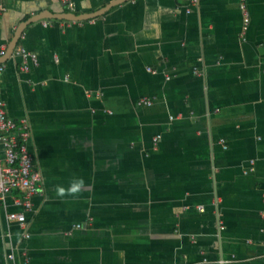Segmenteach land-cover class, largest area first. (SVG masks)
Wrapping results in <instances>:
<instances>
[{
	"label": "crops",
	"instance_id": "0c3cea01",
	"mask_svg": "<svg viewBox=\"0 0 264 264\" xmlns=\"http://www.w3.org/2000/svg\"><path fill=\"white\" fill-rule=\"evenodd\" d=\"M72 2L0 0V91L42 174L29 239L0 197V264H264V0Z\"/></svg>",
	"mask_w": 264,
	"mask_h": 264
},
{
	"label": "built area",
	"instance_id": "2783aa9c",
	"mask_svg": "<svg viewBox=\"0 0 264 264\" xmlns=\"http://www.w3.org/2000/svg\"><path fill=\"white\" fill-rule=\"evenodd\" d=\"M62 4L70 11L75 9L72 0H60ZM242 8L246 9V4H242ZM249 17H245L244 29H247ZM2 55L6 53L5 49L0 52ZM14 55L20 56L24 59L22 70L28 71L30 68L29 62L38 64L39 58L36 53L28 50L25 47L15 49ZM6 65L0 63V77L5 71ZM156 72L154 69H149ZM197 72V71H196ZM140 104L151 105L152 101L149 99H141ZM160 136L155 137L158 141ZM31 139L30 125L27 120L22 119L16 121L10 117L6 110V102L0 91V144L3 146L5 152V159L0 165V197L5 199L8 195L14 196V204L20 207L21 210L10 211L7 216L8 219L17 223L24 229L23 237L29 239L30 233L26 231L27 218L26 212L34 208L33 199L40 192V183L42 182V174L35 166L34 156L30 149L29 143ZM252 166L245 170L246 173L254 170V162L251 161ZM224 228L221 223L220 226ZM8 260L12 264H30L31 258L25 251L19 253L18 249H13L8 254Z\"/></svg>",
	"mask_w": 264,
	"mask_h": 264
},
{
	"label": "clouds",
	"instance_id": "9594fccd",
	"mask_svg": "<svg viewBox=\"0 0 264 264\" xmlns=\"http://www.w3.org/2000/svg\"><path fill=\"white\" fill-rule=\"evenodd\" d=\"M85 187V181L82 177H73L67 187L57 185L54 189L57 198L77 197ZM218 264H228L227 261L218 262Z\"/></svg>",
	"mask_w": 264,
	"mask_h": 264
},
{
	"label": "water",
	"instance_id": "95a60500",
	"mask_svg": "<svg viewBox=\"0 0 264 264\" xmlns=\"http://www.w3.org/2000/svg\"><path fill=\"white\" fill-rule=\"evenodd\" d=\"M104 12H101L99 14H96V13H92V14H88V15H82V16H77L76 14L74 13H67V14H64L62 15L60 18L62 19H69V20H75V19H90V18H94V17H97L99 16L100 14H102ZM56 17H59L56 15ZM24 29L22 28V30L18 31L17 33V36L15 37V40L13 42V44L11 45L10 47V52L13 53L16 46H17V43H18V39L20 38L21 34L23 33Z\"/></svg>",
	"mask_w": 264,
	"mask_h": 264
}]
</instances>
